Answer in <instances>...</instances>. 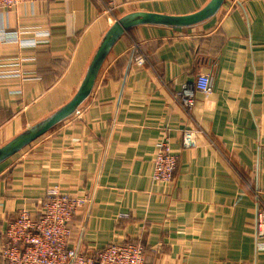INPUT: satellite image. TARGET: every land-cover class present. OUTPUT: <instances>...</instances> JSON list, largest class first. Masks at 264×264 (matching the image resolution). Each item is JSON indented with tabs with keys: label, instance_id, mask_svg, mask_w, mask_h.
<instances>
[{
	"label": "crops",
	"instance_id": "1",
	"mask_svg": "<svg viewBox=\"0 0 264 264\" xmlns=\"http://www.w3.org/2000/svg\"><path fill=\"white\" fill-rule=\"evenodd\" d=\"M110 3L109 0H104ZM209 0H115L113 15H186ZM95 0L0 6V147L70 100L114 17ZM6 32L19 40L5 41ZM136 50L147 60L132 64ZM200 74L211 93L194 90ZM192 92L187 111L179 92ZM197 133L186 148L184 129ZM178 155L170 184L152 180L156 142ZM85 196L70 247L94 255L139 240L145 264H264V0H225L184 28L140 24L106 56L79 109L0 163L4 232L52 186Z\"/></svg>",
	"mask_w": 264,
	"mask_h": 264
},
{
	"label": "built area",
	"instance_id": "2",
	"mask_svg": "<svg viewBox=\"0 0 264 264\" xmlns=\"http://www.w3.org/2000/svg\"><path fill=\"white\" fill-rule=\"evenodd\" d=\"M105 6L106 12L113 15L115 0H95ZM34 0H0V6L12 7L17 4H31ZM5 41L19 40L18 32H6ZM147 56L136 50L132 62L136 67L145 65ZM194 90L202 94L211 93L210 78L200 74L194 84ZM190 93V94H186ZM181 102L187 111L194 105L192 92H179ZM197 133L192 128L182 132L183 145L192 148L197 145ZM178 155L171 148L168 136H162L156 142L153 158L152 180L170 184L175 178ZM85 196H71L61 190L60 186L49 188L36 212L22 208L11 219L4 232L1 249L5 264H145L146 249L139 240H120L108 243L96 254H85L70 247L73 228L71 222L78 210L86 204ZM256 234L264 238V201L257 203Z\"/></svg>",
	"mask_w": 264,
	"mask_h": 264
},
{
	"label": "water",
	"instance_id": "3",
	"mask_svg": "<svg viewBox=\"0 0 264 264\" xmlns=\"http://www.w3.org/2000/svg\"><path fill=\"white\" fill-rule=\"evenodd\" d=\"M225 0H209L196 12L171 15L155 12H132L117 21L106 32L88 66L85 77L73 97L51 114L17 134L0 147V163L74 114L92 92L101 66L116 41L130 28L140 24H158L173 28L192 27L212 18Z\"/></svg>",
	"mask_w": 264,
	"mask_h": 264
},
{
	"label": "clouds",
	"instance_id": "4",
	"mask_svg": "<svg viewBox=\"0 0 264 264\" xmlns=\"http://www.w3.org/2000/svg\"><path fill=\"white\" fill-rule=\"evenodd\" d=\"M186 94H190V93H186Z\"/></svg>",
	"mask_w": 264,
	"mask_h": 264
},
{
	"label": "trees",
	"instance_id": "5",
	"mask_svg": "<svg viewBox=\"0 0 264 264\" xmlns=\"http://www.w3.org/2000/svg\"><path fill=\"white\" fill-rule=\"evenodd\" d=\"M133 64V63H132Z\"/></svg>",
	"mask_w": 264,
	"mask_h": 264
}]
</instances>
